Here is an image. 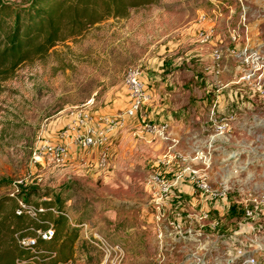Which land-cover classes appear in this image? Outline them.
Wrapping results in <instances>:
<instances>
[{
  "label": "rangeland",
  "instance_id": "1",
  "mask_svg": "<svg viewBox=\"0 0 264 264\" xmlns=\"http://www.w3.org/2000/svg\"><path fill=\"white\" fill-rule=\"evenodd\" d=\"M210 22L211 38L200 43L197 32ZM130 65L140 67L150 93L145 121L166 122L178 141L145 135L137 115L105 145L103 166H97L100 149L73 150L64 163L32 158L75 106L121 107ZM218 116L229 127L216 135ZM169 144L180 153L175 159L197 162L191 170L183 166L191 175L203 173L211 186L226 187L217 214L197 220L193 215L211 203L194 192L196 200L182 201L184 210L170 199L168 208L161 203L156 218L147 179L163 166ZM0 178L12 185L0 187V196L18 193L17 184L48 189L65 198L68 223L83 221L67 264H237L243 242L224 241V233L239 219L226 215L225 206L239 208L246 193H264V0H155L107 15L0 74ZM100 242L119 251L106 254Z\"/></svg>",
  "mask_w": 264,
  "mask_h": 264
},
{
  "label": "trees",
  "instance_id": "2",
  "mask_svg": "<svg viewBox=\"0 0 264 264\" xmlns=\"http://www.w3.org/2000/svg\"><path fill=\"white\" fill-rule=\"evenodd\" d=\"M155 0H0V74L8 75L16 66L45 54L58 41L78 33L82 28L101 21L105 16H123L131 7ZM18 193L0 196V264H67L83 224L81 219L68 223L65 198L60 193L32 185H15ZM0 187L11 188V181L0 178ZM30 196L40 201H30ZM43 210L36 217L16 213L17 200ZM240 208V210H239ZM227 204L225 214L239 219L241 207ZM210 208L208 216L217 214ZM216 225L213 229L218 228ZM52 228V235L42 239L35 230ZM237 229V223L224 233ZM33 237V245L19 240Z\"/></svg>",
  "mask_w": 264,
  "mask_h": 264
},
{
  "label": "built area",
  "instance_id": "3",
  "mask_svg": "<svg viewBox=\"0 0 264 264\" xmlns=\"http://www.w3.org/2000/svg\"><path fill=\"white\" fill-rule=\"evenodd\" d=\"M197 37L200 43L209 41L211 38L210 29H205L200 26ZM212 56L215 60H218L220 57L219 51L213 49ZM254 61H257L256 58ZM124 82L126 85V99L121 107L110 110L91 111L86 104L75 106L69 112L63 126L51 137L42 140L41 143L35 146L32 151V158L36 159L37 156L45 155L51 160L64 163L69 160L73 154V150L88 153L92 150L100 149L101 152L97 159V166H103L105 163V145L117 130L124 127L129 120L139 115L142 106L150 97L149 90L144 81L143 72L138 65H130L126 68ZM212 122L216 135L223 133L229 127L226 116L215 117L212 119ZM143 129L152 136L163 140L168 139L165 133L167 129L165 122L158 123L157 125L145 123ZM191 173L192 185L194 187L193 193L198 192L200 197H204L205 201H210V208L217 210L218 200L220 202L226 200L228 193L226 187L224 185L213 187L209 184L203 173L199 175L196 171H191ZM180 177L181 174L179 173H176L169 180L161 178L156 173L151 176L157 192V199L155 200L154 206L157 219L163 215L161 205L163 199L170 191V188L177 184ZM17 204L18 207L15 211L17 214L25 212L33 218L43 210L40 207L25 203L19 199L17 200ZM239 204L241 205L242 213L237 222V229L232 230L225 237L224 241L243 242L242 248L237 250V259L239 261L237 264H264V193L251 194L248 192L239 201ZM209 209H202L198 216L195 215V218L197 220L206 219ZM216 223L217 221H212L209 224L213 228ZM173 225L174 229H178L180 227L179 220L176 219ZM35 232L40 238L48 239L52 235V228L48 226L44 230L37 229ZM19 243L30 246L34 244V238L24 237L19 240ZM100 243L101 249L106 254L111 251H119L116 246L111 247L106 246L103 242ZM94 244L97 246V241Z\"/></svg>",
  "mask_w": 264,
  "mask_h": 264
},
{
  "label": "crops",
  "instance_id": "4",
  "mask_svg": "<svg viewBox=\"0 0 264 264\" xmlns=\"http://www.w3.org/2000/svg\"><path fill=\"white\" fill-rule=\"evenodd\" d=\"M202 27L205 28V29H210L211 33L214 31V30L212 31L214 25H212L211 22L210 23H204L202 25ZM150 100L151 99L149 98L146 101L145 104L148 105L150 103ZM232 101H233V99L231 100V102ZM145 104L142 106V108H141V110L139 112V115H138L140 117V121L141 122H144L143 125H142V130L143 131H144V129H143L144 124L149 122L148 120L145 121L146 118L149 117V115L145 114V110H146V107H145L146 105ZM151 124L157 125L158 123L151 122ZM165 133H166V135L168 137L167 140H163V139L157 138V139H155V141H157L159 143H165V142L167 143V141L168 140H171V139H173L175 141H178L177 138L173 137V132L170 129V127L167 128V130L165 131ZM144 134L145 135L146 134L149 135V133H147V132H144ZM208 141H209V139H207V142ZM170 148H173L172 151H169V152L166 151L165 153H163L161 155V156H165V159H160V163L163 166H161V167L158 166L155 169L156 174H158V175L161 174V172H162L161 169H163V168H165L164 172L170 174L169 175V177H170L169 179H171L176 173H181V172H178V171H183V173H181V177L178 180L177 184L175 186H173L172 188H170V191L168 192V194L166 195V197L163 199L162 205L168 208L167 200L170 199L169 202H170V204H173L174 205L173 207H180L179 208L180 210H184V204L182 203V201L185 200L188 196L190 197V200L191 199H195L194 197H192V195H196V194H193L194 187L192 185V175L189 173L188 168H190L189 170L194 169L193 166H196L197 162L195 164L194 163H184L180 159H175V156H179L180 153L177 152L176 148L171 147V145H170ZM208 148H212V141L211 142H208ZM208 154H209V151H207V157H206V163H207V165H209V160H210V154H209V158H208ZM184 165H188L189 167L188 168L187 167L185 168V167H183ZM179 166H181V168H179ZM147 184H148V188L152 192L153 199H151V200H153L155 202V200L157 199V192H156L155 184L149 178L147 179ZM190 203H191V201H190ZM193 216L195 217V215H193Z\"/></svg>",
  "mask_w": 264,
  "mask_h": 264
}]
</instances>
